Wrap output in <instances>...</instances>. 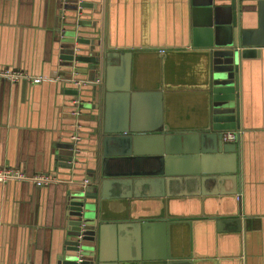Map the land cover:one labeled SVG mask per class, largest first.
Returning a JSON list of instances; mask_svg holds the SVG:
<instances>
[{
  "label": "water",
  "instance_id": "obj_1",
  "mask_svg": "<svg viewBox=\"0 0 264 264\" xmlns=\"http://www.w3.org/2000/svg\"><path fill=\"white\" fill-rule=\"evenodd\" d=\"M59 1L67 18L56 34L58 77L44 81H62L60 92L70 96L66 141L57 145L64 151L56 157L73 181L65 198V240L53 264H191L192 252L181 253L171 240L170 224L186 220L190 231L192 221L203 218L173 214L177 219L168 220L169 202L196 199L202 209L210 197L238 200L245 191L240 72L242 60L264 48V0H189L186 45L206 64L207 118L200 128L163 120L165 91L181 89L131 81L132 52L111 50L104 40L105 0ZM92 10L100 14L99 26ZM146 109L149 122L139 124ZM226 130L235 132L233 141L224 140ZM80 170L83 178H77ZM142 206L155 213L144 214ZM238 215L237 207L229 216H205L224 232L242 229ZM152 225L162 236L154 250L144 240Z\"/></svg>",
  "mask_w": 264,
  "mask_h": 264
},
{
  "label": "crops",
  "instance_id": "obj_2",
  "mask_svg": "<svg viewBox=\"0 0 264 264\" xmlns=\"http://www.w3.org/2000/svg\"><path fill=\"white\" fill-rule=\"evenodd\" d=\"M62 10L59 0H0V68L56 78L60 60L56 34L67 18ZM89 16L98 18L99 26L100 14L92 10ZM102 19L109 49L132 52L130 78L137 87L150 89L164 82L181 89L165 91V123L177 128L205 125L207 97L201 84L206 64L186 45L189 0H105ZM59 85L62 81L0 80V167L60 178L43 186L0 182V264H53L64 244L65 198L73 180L56 157L64 151L57 145L66 141L70 105V96L61 93ZM240 100L245 191L238 200L231 195L210 197L202 209L196 199L169 202L168 220L177 219L173 214L203 218L193 220L190 231L186 220L170 224L171 240L180 244L181 253L192 252L191 264H264V48L261 56L242 60ZM140 119L139 124L149 122L148 109ZM84 174L80 170L77 178ZM174 206L176 212L171 210ZM237 207L240 231L226 227L218 231L214 220L205 216H229ZM143 213L155 212L151 207ZM161 239L160 227L146 228L144 240L150 249Z\"/></svg>",
  "mask_w": 264,
  "mask_h": 264
},
{
  "label": "built area",
  "instance_id": "obj_3",
  "mask_svg": "<svg viewBox=\"0 0 264 264\" xmlns=\"http://www.w3.org/2000/svg\"><path fill=\"white\" fill-rule=\"evenodd\" d=\"M58 76H56L57 78ZM55 78V77H54ZM52 77L45 75H33L24 70L18 68H0V80H7L9 82H18L25 80L30 83H39L44 80H50ZM223 138L226 141H233L235 139V132L233 130H226L223 132ZM60 178L51 174H27L21 169L12 168L10 166L0 167V182L5 183L7 181H24L30 182L36 186H43L49 183L58 182ZM86 184L88 179H84ZM81 235H79L80 237Z\"/></svg>",
  "mask_w": 264,
  "mask_h": 264
}]
</instances>
